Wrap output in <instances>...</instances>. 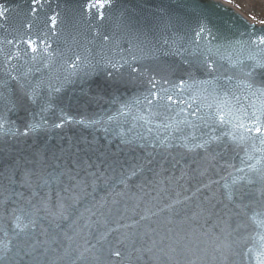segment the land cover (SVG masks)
<instances>
[{"label":"water","instance_id":"1","mask_svg":"<svg viewBox=\"0 0 264 264\" xmlns=\"http://www.w3.org/2000/svg\"><path fill=\"white\" fill-rule=\"evenodd\" d=\"M95 2L0 0V264H264V24Z\"/></svg>","mask_w":264,"mask_h":264},{"label":"snow or ice","instance_id":"2","mask_svg":"<svg viewBox=\"0 0 264 264\" xmlns=\"http://www.w3.org/2000/svg\"><path fill=\"white\" fill-rule=\"evenodd\" d=\"M106 6V4L104 2H102V0H96L95 3H92L89 5L90 8H104ZM4 11H7L6 9ZM4 14L3 11H0V16H2ZM101 19H103V16L100 17ZM52 23L53 25H55L56 21L53 18L52 19ZM30 27V26H29ZM261 43H264V40L261 41ZM36 49L33 48V51H35ZM181 83H183V81H181ZM169 100L172 99L171 96L168 97ZM149 103H151V101H149ZM264 114V113H262ZM252 115L255 117L257 125H259V121H260V117L256 115L255 112L252 113ZM59 126V125H57ZM240 127H244L243 124L240 125ZM256 132H261V128L259 126L256 127ZM197 147H204L203 144L201 145H197ZM79 151V150H78ZM71 169H68L66 172L61 173V175H68L69 179L72 181L76 180L75 176L71 175ZM45 183H47V181H45ZM80 187L79 182L73 183L70 187H67L64 189L65 193H71V195L66 196L65 198L61 199L60 203L57 206V210L55 213H50V215L58 216L61 219H67V214L68 210L72 207L71 203H68L67 201H71L74 200L76 198V189ZM59 195V193H58ZM44 210H47L46 208ZM17 220V225L16 227L19 229V232H24L26 229L35 226V224L37 223L36 219L31 215V214H25V216L23 217H16ZM27 222H24V221ZM7 245H5L2 241H0V252H3L6 249ZM116 255H119V253L117 252ZM3 259V256H0V260Z\"/></svg>","mask_w":264,"mask_h":264},{"label":"trees","instance_id":"3","mask_svg":"<svg viewBox=\"0 0 264 264\" xmlns=\"http://www.w3.org/2000/svg\"><path fill=\"white\" fill-rule=\"evenodd\" d=\"M235 8H237L239 11H241L243 14H245L250 20L258 23H264V14H255L254 12H248L247 7L243 3L242 0H222ZM241 2V3H240Z\"/></svg>","mask_w":264,"mask_h":264},{"label":"rangeland","instance_id":"4","mask_svg":"<svg viewBox=\"0 0 264 264\" xmlns=\"http://www.w3.org/2000/svg\"><path fill=\"white\" fill-rule=\"evenodd\" d=\"M242 5L245 4L248 12H254L255 14H264V0H242ZM228 4V3H227ZM230 5V4H229ZM232 6V5H231ZM234 7V6H233ZM235 8V7H234ZM238 10L237 8H235ZM239 11V10H238ZM241 12V11H239ZM245 15V14H244ZM246 16V15H245Z\"/></svg>","mask_w":264,"mask_h":264}]
</instances>
